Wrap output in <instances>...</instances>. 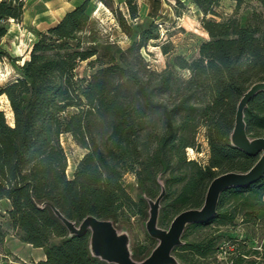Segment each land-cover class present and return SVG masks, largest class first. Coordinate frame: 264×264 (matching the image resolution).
I'll return each instance as SVG.
<instances>
[{
    "label": "trees",
    "instance_id": "trees-1",
    "mask_svg": "<svg viewBox=\"0 0 264 264\" xmlns=\"http://www.w3.org/2000/svg\"><path fill=\"white\" fill-rule=\"evenodd\" d=\"M103 4V0H99ZM131 20L137 0H123ZM176 0L177 18L193 5L208 38L196 55L175 56L161 71L145 62L141 50L160 40V25L151 20L123 49L95 34L94 0H83L59 22L34 31L22 63L3 47L10 22L21 23L24 2L0 0V63L7 61L15 78L0 84V253H11L5 239L44 251L45 259L12 264H114L90 251V232L71 235L57 216L78 226L93 216L117 230L136 218H149V201L162 192L158 227L170 226L182 211L200 209L210 182L228 172L246 173L257 162L234 146L231 134L237 105L255 83H264V0ZM118 25H130L115 11ZM156 44V43H154ZM157 45V44H156ZM168 54V45H159ZM84 64L83 74L78 68ZM185 71L187 75L181 72ZM246 133L264 137V91L244 109ZM203 130L207 160L188 157L197 150ZM69 135L85 152L71 176L61 137ZM198 152V151H197ZM135 177L136 199L125 185ZM169 224V225H168ZM167 228V229H168ZM157 241L147 231L130 246L134 261L146 259ZM172 255L177 264H264V177L226 189L208 221L188 225Z\"/></svg>",
    "mask_w": 264,
    "mask_h": 264
},
{
    "label": "rangeland",
    "instance_id": "rangeland-1",
    "mask_svg": "<svg viewBox=\"0 0 264 264\" xmlns=\"http://www.w3.org/2000/svg\"><path fill=\"white\" fill-rule=\"evenodd\" d=\"M105 4L99 0H94L95 10L92 13V18L95 22V34L99 41L114 43L115 45L126 49L132 41L137 37L140 26H146L151 20L160 25V40L151 42L146 49L141 50L145 62L149 67L156 71H161L165 68L167 62L177 55H182L191 59L196 55V49L199 43L208 38L206 32L202 29L199 19L201 13L193 6L183 9V15L176 18L174 7L181 9L176 0H137L139 6V15L135 20H131L126 5L123 0H103ZM185 5H188L187 0H182ZM252 0H246L245 4L239 11V14L244 18L250 12V6L253 5ZM222 9L226 13H231L233 6L229 1L222 2ZM115 11L121 12L130 25V34H126L118 25L115 18ZM32 36L28 33V29L20 23L10 22L8 35L4 38L3 47L13 57H20L19 63L27 58L28 51L31 46ZM156 43V44H154ZM165 44L170 48L168 54H163L159 45ZM84 64L78 68V73L83 74ZM187 75L185 71L181 72ZM0 74L4 78L0 80V84H4L15 78L14 71L7 61L0 63ZM1 108L5 111L9 121H11V113L6 100L0 98ZM61 145L67 155L68 166L66 173L70 177L77 161L85 152L81 149L69 135L61 137ZM198 151V152H197ZM207 145L204 139L203 130L197 134V150L193 152L188 150V157L196 159L200 163L207 160ZM125 185L136 199L139 190L136 185L135 177L131 174L125 176ZM169 225V224H168ZM165 229L168 226L164 227ZM128 235L129 246L140 244L145 237V221L133 218L130 228L119 230Z\"/></svg>",
    "mask_w": 264,
    "mask_h": 264
},
{
    "label": "water",
    "instance_id": "water-1",
    "mask_svg": "<svg viewBox=\"0 0 264 264\" xmlns=\"http://www.w3.org/2000/svg\"><path fill=\"white\" fill-rule=\"evenodd\" d=\"M264 91V83H255L240 99L235 113V123L231 142L249 156L258 157L254 166L246 173L228 172L214 178L208 185L204 204L200 209H188L179 213L172 220L168 229L158 227L160 201L164 191L154 200L149 201V218L145 223L148 235L157 241L156 247L143 261L132 259L128 235L120 232L109 220H100L88 216L76 226L65 219L57 210L55 213L66 225L71 235L90 232V251L93 256L114 264H177L172 255L175 247L181 244L185 228L190 224L210 220L216 213L220 195L228 188L241 187L257 182L264 177V137L250 138L246 133L244 109L249 101Z\"/></svg>",
    "mask_w": 264,
    "mask_h": 264
},
{
    "label": "crops",
    "instance_id": "crops-1",
    "mask_svg": "<svg viewBox=\"0 0 264 264\" xmlns=\"http://www.w3.org/2000/svg\"><path fill=\"white\" fill-rule=\"evenodd\" d=\"M83 0H28L24 5L22 26L34 37V31H43L54 26L68 11L80 5ZM177 18V17H176ZM33 42V41H32ZM5 247L11 253L6 259L0 253V264H12L13 257L24 263L38 262L45 259L41 248H34L30 244L20 242L12 234L5 239Z\"/></svg>",
    "mask_w": 264,
    "mask_h": 264
},
{
    "label": "snow or ice",
    "instance_id": "snow-or-ice-1",
    "mask_svg": "<svg viewBox=\"0 0 264 264\" xmlns=\"http://www.w3.org/2000/svg\"><path fill=\"white\" fill-rule=\"evenodd\" d=\"M4 78L3 74H0V80H2Z\"/></svg>",
    "mask_w": 264,
    "mask_h": 264
},
{
    "label": "built area",
    "instance_id": "built-area-1",
    "mask_svg": "<svg viewBox=\"0 0 264 264\" xmlns=\"http://www.w3.org/2000/svg\"><path fill=\"white\" fill-rule=\"evenodd\" d=\"M19 1L26 3L28 0H19Z\"/></svg>",
    "mask_w": 264,
    "mask_h": 264
},
{
    "label": "bare ground",
    "instance_id": "bare-ground-1",
    "mask_svg": "<svg viewBox=\"0 0 264 264\" xmlns=\"http://www.w3.org/2000/svg\"><path fill=\"white\" fill-rule=\"evenodd\" d=\"M189 151H190V152H193V150H192V149H189Z\"/></svg>",
    "mask_w": 264,
    "mask_h": 264
}]
</instances>
